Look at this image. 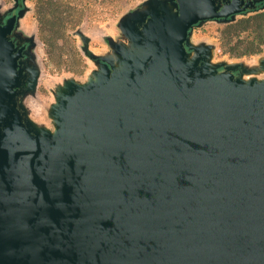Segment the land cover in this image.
Masks as SVG:
<instances>
[{
	"label": "water",
	"instance_id": "95a60500",
	"mask_svg": "<svg viewBox=\"0 0 264 264\" xmlns=\"http://www.w3.org/2000/svg\"><path fill=\"white\" fill-rule=\"evenodd\" d=\"M169 2L128 23L122 71L67 86L54 133L19 106L23 8L0 25V264H264V81L188 59L194 26L257 1Z\"/></svg>",
	"mask_w": 264,
	"mask_h": 264
},
{
	"label": "rangeland",
	"instance_id": "374dc122",
	"mask_svg": "<svg viewBox=\"0 0 264 264\" xmlns=\"http://www.w3.org/2000/svg\"><path fill=\"white\" fill-rule=\"evenodd\" d=\"M22 1L23 13L15 35L27 43L28 51L19 106L37 130L54 133L58 128L55 110L67 86L95 80L103 73L102 59L111 60L115 70L122 71L119 49L139 51L125 28L137 13L148 12L153 4L152 0H52L68 9L69 21L63 39L56 42L63 49H55L50 55L37 14L48 0ZM165 1L172 11L177 10ZM18 6V0H0V20ZM229 32L234 36L228 42L224 33ZM189 45V60L197 59L200 49H207L211 66H238L244 81H264V5L231 19L203 21L192 28ZM29 82H33L32 88Z\"/></svg>",
	"mask_w": 264,
	"mask_h": 264
},
{
	"label": "trees",
	"instance_id": "16d2710c",
	"mask_svg": "<svg viewBox=\"0 0 264 264\" xmlns=\"http://www.w3.org/2000/svg\"><path fill=\"white\" fill-rule=\"evenodd\" d=\"M18 3V9L23 8V1L18 0ZM262 5H264V2L262 3ZM37 12L41 25L40 31L42 33V39L47 45V52L51 55V52L55 49L62 50L63 45L59 46L56 42L57 40L63 39L64 37L65 24L69 21L68 9L63 4H60L58 1L48 0L42 3V6ZM238 33H236V35ZM232 34L233 33L231 32L224 33L226 37L225 39L228 42L231 40L232 36H234Z\"/></svg>",
	"mask_w": 264,
	"mask_h": 264
},
{
	"label": "flooded vegetation",
	"instance_id": "af4514ba",
	"mask_svg": "<svg viewBox=\"0 0 264 264\" xmlns=\"http://www.w3.org/2000/svg\"><path fill=\"white\" fill-rule=\"evenodd\" d=\"M262 3H263V2H257V8H259L260 5H262ZM18 8H19V7H18ZM18 8H16V9L13 10L12 12H10L5 18H3L2 20H0V25L4 24L5 21L7 20V18H9L12 14L16 13L17 10H18ZM257 8H256V9H257ZM253 10H254V9H253ZM247 11H249V10H247ZM247 11H246V12H247ZM16 26H17V25H16ZM139 29H140L142 32H144V31H145V26H144V24H143L142 26L139 25ZM15 33H16V28H15V30L13 31V33L11 34V39L14 40L15 43L17 44V42H19V40L17 39V36L15 35ZM19 43H20V42H19ZM24 43H25V42H24ZM234 74L236 75V74H238V72L235 71ZM23 87H25V84L21 86V88H23Z\"/></svg>",
	"mask_w": 264,
	"mask_h": 264
}]
</instances>
